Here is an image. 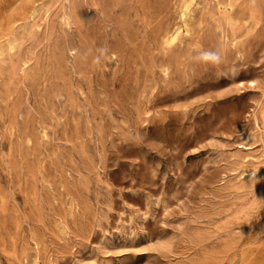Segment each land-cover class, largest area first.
Here are the masks:
<instances>
[{
  "label": "rangeland",
  "instance_id": "374dc122",
  "mask_svg": "<svg viewBox=\"0 0 264 264\" xmlns=\"http://www.w3.org/2000/svg\"><path fill=\"white\" fill-rule=\"evenodd\" d=\"M0 264H264V0H0Z\"/></svg>",
  "mask_w": 264,
  "mask_h": 264
},
{
  "label": "bare ground",
  "instance_id": "6f19581e",
  "mask_svg": "<svg viewBox=\"0 0 264 264\" xmlns=\"http://www.w3.org/2000/svg\"><path fill=\"white\" fill-rule=\"evenodd\" d=\"M189 7H190V3L186 4L185 9L182 13V17L184 18V21H186V16L188 14ZM180 34H181V26L179 25L166 29L163 33L164 43L166 44L174 43L179 38Z\"/></svg>",
  "mask_w": 264,
  "mask_h": 264
},
{
  "label": "clouds",
  "instance_id": "9594fccd",
  "mask_svg": "<svg viewBox=\"0 0 264 264\" xmlns=\"http://www.w3.org/2000/svg\"><path fill=\"white\" fill-rule=\"evenodd\" d=\"M206 56H207V54H206Z\"/></svg>",
  "mask_w": 264,
  "mask_h": 264
}]
</instances>
